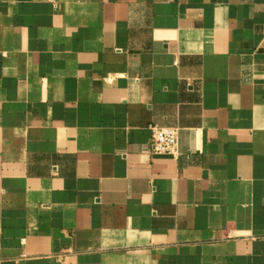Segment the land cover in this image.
<instances>
[{
    "label": "crops",
    "instance_id": "crops-1",
    "mask_svg": "<svg viewBox=\"0 0 264 264\" xmlns=\"http://www.w3.org/2000/svg\"><path fill=\"white\" fill-rule=\"evenodd\" d=\"M0 264H264V0H0Z\"/></svg>",
    "mask_w": 264,
    "mask_h": 264
},
{
    "label": "built area",
    "instance_id": "built-area-1",
    "mask_svg": "<svg viewBox=\"0 0 264 264\" xmlns=\"http://www.w3.org/2000/svg\"><path fill=\"white\" fill-rule=\"evenodd\" d=\"M152 138L150 151L154 155H167L177 158L179 150V127H165L153 124L150 126Z\"/></svg>",
    "mask_w": 264,
    "mask_h": 264
}]
</instances>
